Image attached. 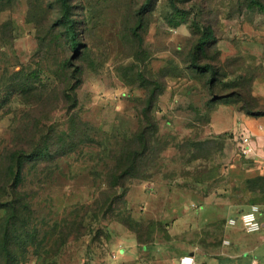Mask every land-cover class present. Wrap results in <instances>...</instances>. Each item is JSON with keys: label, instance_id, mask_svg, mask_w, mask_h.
<instances>
[{"label": "rangeland", "instance_id": "obj_1", "mask_svg": "<svg viewBox=\"0 0 264 264\" xmlns=\"http://www.w3.org/2000/svg\"><path fill=\"white\" fill-rule=\"evenodd\" d=\"M256 78L264 0H0V264H252L255 235L227 225L240 121L212 114L239 92L264 110Z\"/></svg>", "mask_w": 264, "mask_h": 264}, {"label": "crops", "instance_id": "obj_2", "mask_svg": "<svg viewBox=\"0 0 264 264\" xmlns=\"http://www.w3.org/2000/svg\"><path fill=\"white\" fill-rule=\"evenodd\" d=\"M252 89L255 94L261 96L264 98V78H256L253 82ZM223 107L229 109V112L231 111L234 116L237 117L240 121L241 128L235 130L236 134L241 135L242 131H246L249 135H251V141L249 143L250 150L246 153H243L244 156L242 157L241 161L239 163H235V172H237V177L235 178V183L240 184V186H244L245 182L249 185L246 199L240 203H232V206L235 208H239L238 213H240L243 210H246L252 203H258L263 205L264 204V197L263 198H257V194L254 193L250 189V183L254 179L258 177H264V115L261 116H253L245 113L243 110L239 109H233L229 105H221L219 108L213 110L212 114V127L215 132L222 133L227 130H215V121H216V114L217 112ZM238 157L235 158L237 160ZM236 162V161H235ZM246 193V192H245ZM234 214V215H236ZM260 220L262 221L264 225V212L260 215ZM235 229H242L240 226L233 227ZM254 234V240L255 244H252L251 246L244 247L242 251H240L237 256L244 255H250V251L257 253L256 258L252 259V264H264V227L261 231L257 233H251ZM230 240V239H228ZM233 240V238H232ZM226 245H231L226 244ZM236 243L233 240V244L230 248H235L234 246ZM230 248H226L223 255H227ZM238 250H240V247H238ZM195 256V255H194ZM196 258V257H195ZM205 262H202V264ZM206 264V263H205Z\"/></svg>", "mask_w": 264, "mask_h": 264}, {"label": "trees", "instance_id": "obj_3", "mask_svg": "<svg viewBox=\"0 0 264 264\" xmlns=\"http://www.w3.org/2000/svg\"><path fill=\"white\" fill-rule=\"evenodd\" d=\"M212 32L211 30H209V33ZM70 41L72 44V47L77 50L76 45L77 43V37H76V33L73 31L72 35L70 36ZM202 50V39L199 40V42L196 44L193 53H192V62L197 65L198 61L201 58L200 52ZM203 68V67H202ZM205 70H208L212 73V80L211 83H215L218 79V75H219V71L213 69L210 65H206V67H204ZM214 86L212 85L211 91H214ZM252 86V85H251ZM240 97V102L242 103L241 105V110H243L245 113L249 114V115H253V116H261L264 115V110H261L259 108V106H255L252 99L249 97H246L245 94L243 92H239L237 93ZM253 98H255L253 96ZM218 99H223V97H215L214 100H218ZM256 99V98H255ZM28 150H26V148H19L17 147V149H14L11 154H10V168L12 167V170H14V182H13V189L16 190L17 186L22 182V172L23 169L25 167V163L28 160L29 156L28 155ZM43 153H40L39 156H41ZM132 155V163L131 165H129V169H127L126 171L124 169L120 170L121 172H124L122 174H129L131 173L133 177H139V175H137V170H138V166H136V160H137V156L138 153L133 151ZM136 166V167H135ZM8 168V170H10L12 172V170ZM118 171V169H117ZM119 176V175H117ZM121 176V175H120ZM112 178V177H111ZM259 179L262 177H258ZM254 179L253 181H257V179ZM119 180V178H118Z\"/></svg>", "mask_w": 264, "mask_h": 264}, {"label": "built area", "instance_id": "obj_4", "mask_svg": "<svg viewBox=\"0 0 264 264\" xmlns=\"http://www.w3.org/2000/svg\"><path fill=\"white\" fill-rule=\"evenodd\" d=\"M241 142L243 153L250 150L249 143L251 141V135H249L245 130L241 132ZM264 212V204L252 203L246 210L231 216L227 225L230 227H241L247 233H257L261 231L264 227L262 221L260 220V215ZM225 244H230V240L225 239ZM180 264H202L198 262L194 255H189L181 258Z\"/></svg>", "mask_w": 264, "mask_h": 264}]
</instances>
